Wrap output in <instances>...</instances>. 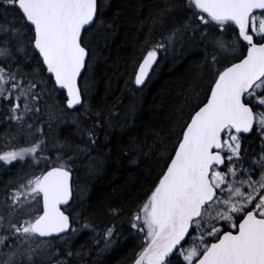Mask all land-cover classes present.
<instances>
[{
    "label": "snow or ice",
    "instance_id": "snow-or-ice-1",
    "mask_svg": "<svg viewBox=\"0 0 264 264\" xmlns=\"http://www.w3.org/2000/svg\"><path fill=\"white\" fill-rule=\"evenodd\" d=\"M108 3L0 0V166L23 162L0 182V264H79L83 254L73 243L82 231L95 233L101 253L119 239L116 222L97 231L77 210L86 189L73 181L76 160L92 159L97 143L95 128L80 117L93 114L92 37L111 30L102 19ZM144 7L139 26L148 50L134 84L145 85L162 52L200 46L208 78L202 92L190 88L178 131L152 130L132 145L130 163L156 172L127 217L140 241L133 264H264V0H152ZM64 123L87 137L83 147L59 137L49 143L53 125Z\"/></svg>",
    "mask_w": 264,
    "mask_h": 264
},
{
    "label": "trees",
    "instance_id": "trees-1",
    "mask_svg": "<svg viewBox=\"0 0 264 264\" xmlns=\"http://www.w3.org/2000/svg\"><path fill=\"white\" fill-rule=\"evenodd\" d=\"M150 3L152 0H109L102 19L105 25H111V30L92 37L97 53L89 72L90 83L94 85L89 93L93 114L89 119L80 118L85 128H95L97 143L91 152L92 159L82 157L73 166L78 185L86 189L77 210L97 227V231L116 222L120 236L118 243L101 253L93 246L94 233L82 231L73 243V251L83 254L79 264L132 262L124 259L134 258L140 241L129 230L127 217L145 198L156 176L147 165L137 167L130 163L132 145L142 144L152 130L165 136L169 129L178 131V125L183 122L181 117L186 119L188 116L190 88L202 92L200 86L206 84L208 78L200 68L204 63L200 54L203 46H200L183 55L162 52L146 85L136 89L134 74L148 50L145 32L139 26L147 8H140V5ZM159 38L157 29L152 40ZM97 124L100 126L96 127ZM53 127L58 129L56 133L53 130L50 133L53 135L50 144L56 137L82 147L87 141V137L82 141L68 123ZM97 158L102 164L97 165ZM21 166L20 163L1 168L0 182L15 177ZM113 207L123 209L121 217L110 214Z\"/></svg>",
    "mask_w": 264,
    "mask_h": 264
},
{
    "label": "rangeland",
    "instance_id": "rangeland-1",
    "mask_svg": "<svg viewBox=\"0 0 264 264\" xmlns=\"http://www.w3.org/2000/svg\"><path fill=\"white\" fill-rule=\"evenodd\" d=\"M58 98V97H57ZM59 99V98H58ZM59 125H62V124H59ZM54 126V125H53ZM57 129H58V127L57 128H54L53 127V132L54 133H56V131H57ZM46 131H47V129H46ZM52 134L49 136V141H50V138H52ZM56 137V136H55ZM0 147L1 146H3V144L5 143V141H4V139L2 138V136H0ZM21 144H26L25 142H23V141H21ZM13 146H15V145H13ZM96 163H97V165H99V164H102V161H100V159L99 158H97V160H96ZM4 169V168H3ZM34 171H37L36 169H33ZM94 235H95V233H94ZM102 246V245H101ZM113 247V246H112Z\"/></svg>",
    "mask_w": 264,
    "mask_h": 264
},
{
    "label": "flooded vegetation",
    "instance_id": "flooded-vegetation-1",
    "mask_svg": "<svg viewBox=\"0 0 264 264\" xmlns=\"http://www.w3.org/2000/svg\"><path fill=\"white\" fill-rule=\"evenodd\" d=\"M4 148H5V143L3 144V146H1L0 147V151H2V150H4ZM4 166H0V169L1 168H3ZM11 168L12 166H8V168ZM2 190H3V186H2V184L0 183V195H2ZM119 242V240L118 241H116V243H118ZM137 252H138V250L135 252V254H134V256L133 257H135V255L137 254ZM132 256H130L129 258H126V259H124L125 261H127L128 262V260L129 261H132L133 262V260H134V258H132ZM81 264H84L83 262H81Z\"/></svg>",
    "mask_w": 264,
    "mask_h": 264
},
{
    "label": "water",
    "instance_id": "water-1",
    "mask_svg": "<svg viewBox=\"0 0 264 264\" xmlns=\"http://www.w3.org/2000/svg\"><path fill=\"white\" fill-rule=\"evenodd\" d=\"M154 67H155V65L153 66V69H154ZM151 72H152V71H151ZM151 72L149 73V76H150ZM147 80H148V79H147ZM147 80H146V82H147ZM146 82H145V83H146ZM137 87H138V86H137ZM139 87H142V86H139Z\"/></svg>",
    "mask_w": 264,
    "mask_h": 264
},
{
    "label": "bare ground",
    "instance_id": "bare-ground-1",
    "mask_svg": "<svg viewBox=\"0 0 264 264\" xmlns=\"http://www.w3.org/2000/svg\"><path fill=\"white\" fill-rule=\"evenodd\" d=\"M156 66V65H155ZM155 68V67H154ZM153 72V71H152Z\"/></svg>",
    "mask_w": 264,
    "mask_h": 264
}]
</instances>
